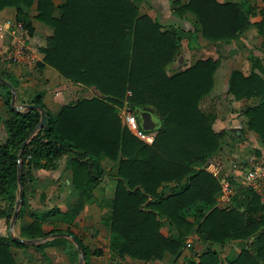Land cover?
<instances>
[{
  "label": "trees",
  "instance_id": "16d2710c",
  "mask_svg": "<svg viewBox=\"0 0 264 264\" xmlns=\"http://www.w3.org/2000/svg\"><path fill=\"white\" fill-rule=\"evenodd\" d=\"M35 4L36 13L28 10ZM16 8V19L29 31L32 18L53 26L54 31L41 50L43 61L62 75L92 85L98 94L64 104L52 114L41 92L27 100L45 108L46 123L25 143L20 155L23 200L32 168H54L69 153L71 183L80 194L89 195L104 176L114 179L113 197L106 216L107 247L110 254L139 260L171 258L169 264H264V203L250 188L235 186L231 203L218 206L220 180L204 168L208 159L218 161L221 132L212 129L214 114L198 106L212 87L216 60L197 59L193 64L168 73L166 67L178 52V37L147 14H139L133 0H65L54 15L51 0H0V9ZM172 12L181 16L192 11L205 37L216 40L237 38L249 25L252 6L217 0L171 1ZM255 22L264 49V5ZM16 86L15 80L0 72ZM127 91L130 93L127 94ZM228 91L236 99L262 95L260 102L248 105L242 113L247 127L264 141V81L255 73L243 75L234 69ZM8 115L2 119L6 132L0 140V217L8 224L17 196V153L37 124V109L14 110L9 105L10 90L0 83ZM134 109L152 112L160 126L152 142L146 143L129 131L118 114L123 101ZM138 121V120H137ZM107 158L116 162L110 169L101 164ZM219 162V161H218ZM222 170V168H221ZM222 172H224L222 170ZM235 183L232 176L227 177ZM168 188V191L165 189ZM52 207L30 212L32 221L20 227V235L34 238L47 235L41 223L60 213L72 222L80 209ZM167 222L172 234L161 231ZM72 234L68 229L65 230ZM206 244L183 255L191 234ZM87 257L90 249L74 235ZM41 241L34 246H42ZM24 246L9 234L0 235V264H18L13 246ZM217 246V247H214ZM69 255L77 264V250Z\"/></svg>",
  "mask_w": 264,
  "mask_h": 264
},
{
  "label": "crops",
  "instance_id": "0c3cea01",
  "mask_svg": "<svg viewBox=\"0 0 264 264\" xmlns=\"http://www.w3.org/2000/svg\"><path fill=\"white\" fill-rule=\"evenodd\" d=\"M51 1L55 7L54 15L57 16L60 12L58 6L64 3L65 0ZM133 1L139 14H147L156 19L163 26V29H173L178 37L179 49L174 59L166 67L168 73L183 69L193 64L197 59L211 58L216 60V66L212 72V87L200 98L198 106L201 110L214 114L212 129L222 134L221 149L217 156L219 162H217L224 171L223 173H231L230 177L233 178V175H235L233 165L244 161L250 154L255 155L257 158H264V141L255 132L248 129L247 118L242 113L246 106L260 102L262 95L236 99L228 91L229 75L234 69L243 75L255 72L264 81V49L261 46L263 37L255 26V22L261 18L259 10L263 7L264 0H217L219 2H239L244 6H252V13L248 16V27L237 38L227 41L205 37L200 29V23L192 11L188 10L181 16L175 15L172 12V0ZM180 1L185 2L186 0ZM28 13L31 17L35 15V4L31 6ZM8 18L16 19V8L14 6H6L0 9V22ZM53 31V26L32 18V29L29 31V38L32 43L35 61L25 64L9 63L7 65L0 62V72L9 75L16 81V101L18 103H22L18 100H27L40 91L44 105L52 114H56L64 104L74 102L82 97L88 98L97 95L98 90L92 85H84L62 75L56 68L43 61L44 52L41 48L46 45ZM13 38V34H10L7 30L0 32V45L8 44ZM19 93L22 94V97H19ZM129 108L131 107L126 103V100L118 108V114L126 126L122 112L123 110L130 111ZM133 111L134 109L131 112ZM7 115L8 111L4 98L0 95V140H3L6 136L2 119ZM129 131L132 132L130 129ZM155 131L149 130L153 135ZM69 155L67 153L60 157L54 168L37 167L31 169V178L26 181V202L20 217L15 220L14 234L24 237L20 235V227L32 221L30 215L32 211L39 213L52 207H57L60 211H67L80 202V209L72 222L62 220L61 214L56 213L43 221L41 228L46 231L53 228L61 230L52 232H65L68 229L73 235L78 236L91 252L97 250L95 253H90L88 264H142L144 260L128 256L118 257L108 251L107 226L101 224L100 220L109 213L113 197L114 179L104 176L89 195L80 194L71 183V170L67 165ZM206 162L196 167L205 169ZM115 163L107 158L101 159V164L106 169H110ZM108 183L112 184V189L104 192V185ZM165 190L168 191V188ZM104 198H107L106 203H104ZM4 205L0 201V206ZM164 224L168 226L163 228ZM161 231L168 234L173 233L167 222L161 225ZM8 232V224L5 222L4 217H0V235L4 236ZM189 236L196 252L206 247L205 243L195 238L193 232ZM61 238L70 240L65 236H54L44 240L50 242L46 245L47 254L50 256L48 264H73L70 256L65 257L59 254L62 247H64ZM26 244L29 245V243ZM34 244L30 245L34 246ZM204 245L205 247H202ZM13 247L14 259L18 264H31L27 258L19 261ZM17 249L18 251L22 250L20 247H17ZM187 250L189 251L188 247L184 245L183 255H190ZM39 258H37L35 264H42ZM160 259L165 264H169L171 261L168 255Z\"/></svg>",
  "mask_w": 264,
  "mask_h": 264
},
{
  "label": "built area",
  "instance_id": "2783aa9c",
  "mask_svg": "<svg viewBox=\"0 0 264 264\" xmlns=\"http://www.w3.org/2000/svg\"><path fill=\"white\" fill-rule=\"evenodd\" d=\"M6 30L10 34H13L14 38L8 44L0 45V59L11 63H33L35 61V55L29 38V30L26 25L20 20L8 18L0 22V32ZM129 93L127 91V94ZM122 114L128 128L133 134L144 142H151L153 140V133L140 127L133 112L123 110ZM233 166L235 167L233 168L235 170V175H233L235 183L227 178L231 173H223L217 161L210 159L204 165L208 172L220 180L217 204L219 206L229 205L236 185L252 189L258 195L259 200L264 203V158H257L255 155L250 154L244 161ZM191 243L192 239L189 236L185 240V246L188 247ZM142 264L165 263L160 258H154L144 260Z\"/></svg>",
  "mask_w": 264,
  "mask_h": 264
},
{
  "label": "water",
  "instance_id": "95a60500",
  "mask_svg": "<svg viewBox=\"0 0 264 264\" xmlns=\"http://www.w3.org/2000/svg\"><path fill=\"white\" fill-rule=\"evenodd\" d=\"M0 83L6 85L9 90H10V99H9V105L12 109L18 110V111H24V110H29V109H37L39 111L40 117L35 125L34 129L32 132L29 134V136L22 142L20 151L17 153V196L15 199V203L11 212V216L9 219L8 223V231H9V236L15 240L16 242H21V243H29V244H34L38 243L41 241H44L50 237L54 236H65L68 237L75 245L78 256H77V264H84V253L81 249V246L79 242L76 240L75 236L72 234H69L67 232H51L47 235H42L34 238H26V237H20L13 232V226L15 223V220L18 215V211L20 208V205L23 200V193H24V188H23V182H22V171H21V164H20V155L21 151L24 148L25 143L30 139V137L35 134L38 129L46 123V112L45 108L41 106L38 103L35 102H22L18 103L16 101V88L15 86L10 82V80L4 78L3 76L0 75ZM130 111L133 110V108H129ZM137 114H138V123L141 128L145 130H153L156 129L160 126L158 120L155 119L154 115L152 112L148 109L145 108H140L137 109Z\"/></svg>",
  "mask_w": 264,
  "mask_h": 264
},
{
  "label": "rangeland",
  "instance_id": "374dc122",
  "mask_svg": "<svg viewBox=\"0 0 264 264\" xmlns=\"http://www.w3.org/2000/svg\"><path fill=\"white\" fill-rule=\"evenodd\" d=\"M0 62H1V64L4 63L6 65L9 64V63H11L9 61H3L1 59H0ZM15 83H16V81H15ZM19 94H20L19 97H22L21 96L22 94L21 93H19ZM19 97H18V99H20ZM153 130H156V129H153ZM69 187H70V185H69ZM111 189H112V184L111 183L110 184L108 183V184H105L104 185V190L103 191L104 192H107L108 190L111 191ZM106 201H107V198H104V203H106ZM106 206H107V204H106ZM106 216H107V214L103 218H101V220H100L101 224L106 225V220H105L106 219ZM68 219L69 218H66V219L63 218V220H68ZM166 226H168V225L167 224H164L163 225V228H165ZM8 234H9V232H8ZM62 240H63V243H64V247H62V249L59 252V254H61L62 256H65L66 257V256H69L71 254V252L73 251V246H72V243L73 242L71 240H68L67 238L62 239ZM48 244H50L49 241L47 243L43 244L42 246H33V245H30V244L29 245L27 244V245H24V246H22V245L21 246H14L13 248H14V252H15L16 258L19 261H22V259L27 258L30 261L31 264H35L36 261H37V258L40 257L39 258L40 259V263H42V264H48L49 261H50V256H48L47 250H46V245H48ZM17 247L22 248V250H19L18 251ZM202 247H205V245L202 246ZM214 247H217V246L214 245ZM188 252L190 253V251H188ZM89 256H90V254H89ZM89 256L87 257V260L88 261H89Z\"/></svg>",
  "mask_w": 264,
  "mask_h": 264
}]
</instances>
